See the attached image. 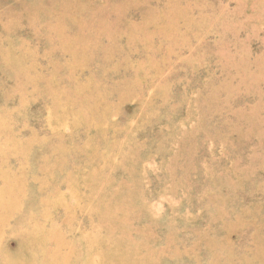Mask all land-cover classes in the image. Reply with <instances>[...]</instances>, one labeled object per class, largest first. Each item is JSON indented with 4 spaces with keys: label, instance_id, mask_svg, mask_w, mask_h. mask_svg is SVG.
<instances>
[{
    "label": "rangeland",
    "instance_id": "obj_1",
    "mask_svg": "<svg viewBox=\"0 0 264 264\" xmlns=\"http://www.w3.org/2000/svg\"><path fill=\"white\" fill-rule=\"evenodd\" d=\"M0 264H264V0H0Z\"/></svg>",
    "mask_w": 264,
    "mask_h": 264
}]
</instances>
